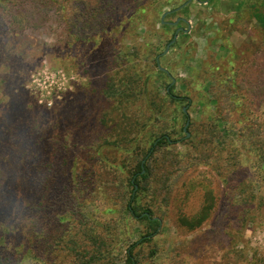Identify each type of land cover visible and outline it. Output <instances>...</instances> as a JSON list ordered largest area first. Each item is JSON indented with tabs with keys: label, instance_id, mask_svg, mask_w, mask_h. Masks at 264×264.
<instances>
[{
	"label": "rangeland",
	"instance_id": "obj_1",
	"mask_svg": "<svg viewBox=\"0 0 264 264\" xmlns=\"http://www.w3.org/2000/svg\"><path fill=\"white\" fill-rule=\"evenodd\" d=\"M187 1H0V171L22 143L51 173L6 181L0 260L130 264L143 161L136 264H264V0Z\"/></svg>",
	"mask_w": 264,
	"mask_h": 264
},
{
	"label": "trees",
	"instance_id": "obj_2",
	"mask_svg": "<svg viewBox=\"0 0 264 264\" xmlns=\"http://www.w3.org/2000/svg\"><path fill=\"white\" fill-rule=\"evenodd\" d=\"M173 11L174 10H171L170 13H173ZM162 24L164 26L170 25L168 22H162ZM183 33H186L185 30H183ZM159 69L162 70L160 67ZM160 72L164 73L163 71ZM174 86L175 84L174 85H172L171 83L168 84L167 93L175 100L185 99L184 97L174 94ZM184 117L186 121L189 119V115L186 111H184ZM170 142H171L170 138L163 134L159 137H156L153 140L151 150H153L152 152H154L156 148L161 147ZM6 147H7L6 153L4 154V157H2L4 163L6 164V167L2 171H0V204L4 202L7 203V201L11 202V200L9 199L11 193L8 190H6L7 188L6 181L12 178L13 175L19 176L18 181L21 187H28L33 183H43L44 181L47 180L48 175L51 174L50 172H48V170L45 169V166H38L35 172H31L26 169V166L29 164V161L32 158V152L30 151V149L24 148L22 146V143H10ZM262 158H263L262 163H264V155H262ZM136 169H137L136 172L132 175L129 181L131 189L126 204V212L132 215L136 219L146 221L148 223V228L150 231L147 234L142 235L138 241H136L135 243L129 246L127 250V254H128V261L130 264H136V260L134 258V253H133L135 247L143 242L149 241L154 235L158 233L159 228L162 224V220L159 217L155 216L150 208H145L143 210H140L137 205L139 201L138 193L141 189L139 179L147 178L149 175V169L147 168V166L143 161L138 163ZM44 199L45 201H47V197H44ZM45 203L46 202H44L43 204ZM30 206L33 207L32 202ZM41 209L47 212V209L44 206ZM18 226L19 225H14V223L12 225L11 224L5 225L7 230L4 229L1 230L2 232H4V236H3L4 239H7L10 235L13 236L15 232L18 231ZM7 247L8 246H2L1 248L7 249ZM8 249L13 250L15 248L10 246ZM14 262H20V260H18L17 258L15 259L10 258L9 256L0 260V264H13Z\"/></svg>",
	"mask_w": 264,
	"mask_h": 264
},
{
	"label": "water",
	"instance_id": "obj_3",
	"mask_svg": "<svg viewBox=\"0 0 264 264\" xmlns=\"http://www.w3.org/2000/svg\"><path fill=\"white\" fill-rule=\"evenodd\" d=\"M190 1H192V0L187 1L186 3H184V4H182L181 6H179L178 8H176L175 10H178V9L184 7V6L187 5ZM175 10H174V11H175ZM169 12H170V11L166 12V13L164 14L163 17H165ZM180 19H181V18H178V20H177L176 22H174V23H175V24H178L179 21H180ZM181 29H182V28H179V29L176 31V33H175V37H174V39L170 42V44H168L167 50L169 49L170 45L176 40V38H177V36H178V33H179V31H180ZM158 59H159V58H158ZM161 69H164V68L161 67ZM185 130H186V128H185Z\"/></svg>",
	"mask_w": 264,
	"mask_h": 264
}]
</instances>
